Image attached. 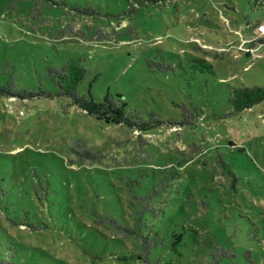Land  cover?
Segmentation results:
<instances>
[{
    "label": "rangeland",
    "instance_id": "rangeland-1",
    "mask_svg": "<svg viewBox=\"0 0 264 264\" xmlns=\"http://www.w3.org/2000/svg\"><path fill=\"white\" fill-rule=\"evenodd\" d=\"M54 1L38 14L33 1L0 0V83L14 73L16 90L54 93L46 69L81 58L80 94L160 123L140 130L69 98L0 96L3 254L143 264L138 243L96 219L131 225V183L142 194L151 168L173 164L162 211L147 217L160 237L152 264H264V102L237 114L229 102L234 87L264 86V43L248 47L264 0ZM184 105L193 126L182 123Z\"/></svg>",
    "mask_w": 264,
    "mask_h": 264
},
{
    "label": "trees",
    "instance_id": "trees-1",
    "mask_svg": "<svg viewBox=\"0 0 264 264\" xmlns=\"http://www.w3.org/2000/svg\"><path fill=\"white\" fill-rule=\"evenodd\" d=\"M10 5L16 7L18 4L25 1H33L36 3L37 13L40 14L42 7L48 3L56 4L54 0H8ZM135 3H141L140 0H134ZM150 1V0H149ZM78 11V9H77ZM261 22H257L259 24ZM256 26L252 27L253 31L257 35ZM264 43V36L257 38L249 42L248 47L251 49L256 43ZM195 62L200 67L206 69L211 68L212 65L202 59H195ZM7 67L12 69V66L7 64ZM8 72V69L5 73ZM88 74L84 60L81 58H69L60 68L48 67L45 71V75L52 81L55 86V92L49 93L43 90L34 92L29 89H15L14 73L10 75L8 83L2 85L0 83V96L1 97H13L21 100L37 97H57V98H69L72 103L87 111L88 113H110L111 116H116L118 120L128 127L138 128L145 130L151 125L160 123L157 118L150 119L149 121L144 120L134 115H130L126 112V103L121 102L118 105L111 98H106L103 103L96 102L91 95H82L78 89L84 82ZM229 102L233 107V113H241L245 110H249L255 105L264 102V86H241L234 87L231 89ZM183 124L193 126L196 124V114L194 110L188 106L182 107ZM100 152L85 151L79 153L81 157L88 155V157L96 158ZM222 167L228 170V166L225 163H221ZM179 169L173 164L167 166H156L151 168V172L154 176L153 185L146 189L144 193H135L134 186L137 182H132L128 193L131 194L134 199L132 224H126L120 222L117 218L107 214L103 219H96V223L100 225H106L110 229L114 230L122 237L126 239H133L134 242L138 243L139 256L138 259L143 264H152L150 260V254L152 250L158 245L160 237L157 234H152L153 230L151 225L148 223V216L158 217V213L162 211L158 206L159 198L167 189L172 185V182L177 179L179 175ZM230 173V172H228ZM139 184V182L137 183ZM0 245V264H24L15 259L10 254H3ZM119 260H128L129 257L123 256L118 257Z\"/></svg>",
    "mask_w": 264,
    "mask_h": 264
},
{
    "label": "built area",
    "instance_id": "built-area-1",
    "mask_svg": "<svg viewBox=\"0 0 264 264\" xmlns=\"http://www.w3.org/2000/svg\"><path fill=\"white\" fill-rule=\"evenodd\" d=\"M256 32H257V35L254 37V40L257 39V38H261L262 36H264V22H261L259 24H256ZM253 41V40H251ZM249 41V42H251Z\"/></svg>",
    "mask_w": 264,
    "mask_h": 264
}]
</instances>
